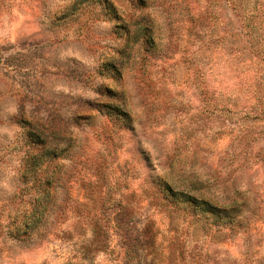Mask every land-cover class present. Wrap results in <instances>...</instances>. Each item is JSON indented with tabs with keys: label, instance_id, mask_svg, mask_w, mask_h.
I'll return each mask as SVG.
<instances>
[{
	"label": "rangeland",
	"instance_id": "obj_1",
	"mask_svg": "<svg viewBox=\"0 0 264 264\" xmlns=\"http://www.w3.org/2000/svg\"><path fill=\"white\" fill-rule=\"evenodd\" d=\"M0 264H264V0H0Z\"/></svg>",
	"mask_w": 264,
	"mask_h": 264
},
{
	"label": "trees",
	"instance_id": "obj_2",
	"mask_svg": "<svg viewBox=\"0 0 264 264\" xmlns=\"http://www.w3.org/2000/svg\"><path fill=\"white\" fill-rule=\"evenodd\" d=\"M48 153H50V152H48ZM185 199H186L187 201H190V202L194 203L196 206H199V207H200V205H202V207H203L204 209H207V210H210V211L216 212V213H218V214H219V213H227V212H228L227 209H224V208H221V209H220V208H218V207L212 205V204L209 203V202H205V201L198 200L196 197L191 196L190 194H186Z\"/></svg>",
	"mask_w": 264,
	"mask_h": 264
}]
</instances>
